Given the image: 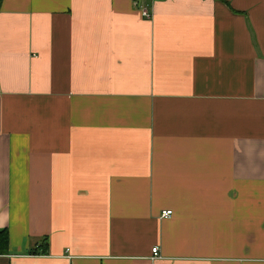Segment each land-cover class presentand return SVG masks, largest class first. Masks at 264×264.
<instances>
[{"label": "crops", "instance_id": "1", "mask_svg": "<svg viewBox=\"0 0 264 264\" xmlns=\"http://www.w3.org/2000/svg\"><path fill=\"white\" fill-rule=\"evenodd\" d=\"M0 229V264H264V0H0Z\"/></svg>", "mask_w": 264, "mask_h": 264}, {"label": "trees", "instance_id": "2", "mask_svg": "<svg viewBox=\"0 0 264 264\" xmlns=\"http://www.w3.org/2000/svg\"><path fill=\"white\" fill-rule=\"evenodd\" d=\"M43 252H47V244L43 243ZM9 253V232L7 229H0V255Z\"/></svg>", "mask_w": 264, "mask_h": 264}, {"label": "built area", "instance_id": "3", "mask_svg": "<svg viewBox=\"0 0 264 264\" xmlns=\"http://www.w3.org/2000/svg\"><path fill=\"white\" fill-rule=\"evenodd\" d=\"M143 14H145L146 16H150L151 14L143 8ZM173 214V211L171 209H168V210H164L162 211V217H169ZM159 247L158 246H155L153 247L152 249V252H153V258H158L160 256V252H159Z\"/></svg>", "mask_w": 264, "mask_h": 264}]
</instances>
